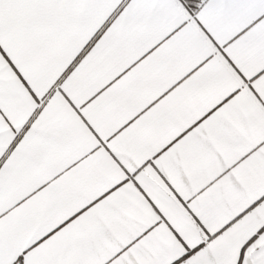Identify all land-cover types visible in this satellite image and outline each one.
<instances>
[{"label":"snow or ice","instance_id":"6c2138e0","mask_svg":"<svg viewBox=\"0 0 264 264\" xmlns=\"http://www.w3.org/2000/svg\"><path fill=\"white\" fill-rule=\"evenodd\" d=\"M0 264H264V0H0Z\"/></svg>","mask_w":264,"mask_h":264}]
</instances>
